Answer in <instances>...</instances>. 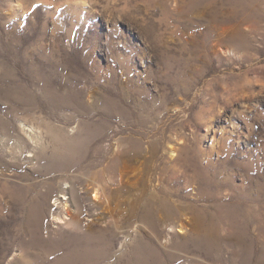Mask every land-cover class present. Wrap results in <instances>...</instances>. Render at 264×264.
I'll list each match as a JSON object with an SVG mask.
<instances>
[{
    "label": "rangeland",
    "instance_id": "obj_1",
    "mask_svg": "<svg viewBox=\"0 0 264 264\" xmlns=\"http://www.w3.org/2000/svg\"><path fill=\"white\" fill-rule=\"evenodd\" d=\"M21 122L41 130L32 162ZM0 138V264H150L143 242L169 264H264V0H0ZM116 192L120 215L90 221ZM165 203L203 225L168 241Z\"/></svg>",
    "mask_w": 264,
    "mask_h": 264
},
{
    "label": "bare ground",
    "instance_id": "obj_2",
    "mask_svg": "<svg viewBox=\"0 0 264 264\" xmlns=\"http://www.w3.org/2000/svg\"><path fill=\"white\" fill-rule=\"evenodd\" d=\"M234 19V17H233ZM226 22V17H224L222 19V21ZM242 20V19H241ZM244 22V21H243ZM227 23V22H226ZM237 51V50H236ZM203 67V66H202ZM204 70V69H203ZM202 68H201V71H203ZM202 74V73H201ZM206 85V84H205ZM40 89V88H39ZM43 89V88H42ZM49 89V88H48ZM57 89V88H56ZM20 90V89H19ZM41 90V89H40ZM34 91V90H33ZM37 91V90H36ZM53 91V90H52ZM22 93V92H20ZM25 93V92H24ZM60 93V92H59ZM45 94V93H44ZM47 94V93H46ZM47 96V95H46ZM91 100V98H89V101ZM51 101V100H50ZM55 101V100H54ZM92 101V100H91ZM52 103V102H51ZM91 105V104H90ZM28 123V122H27ZM20 127V134L17 135L16 137V142L17 143H22L23 141L27 140L29 141V144H30V147H28V153L29 155H27L28 158H30V162L34 161L36 159V153L38 152V148L40 146V141H38V137L37 135L39 136L40 134H38V132L34 129H31L29 126H27L24 122H21V124L18 125ZM39 127V126H38ZM37 127V128H38ZM53 127H55L53 125ZM51 128V127H50ZM54 129V128H52ZM59 130V129H57ZM56 130V131H57ZM64 130V128L62 129ZM63 132V131H62ZM65 132V131H64ZM43 134V133H42ZM54 134H55V130H54ZM58 135V133H57ZM69 135V134H68ZM71 135V134H70ZM64 136V135H63ZM26 137V138H25ZM43 137V136H42ZM61 137V136H60ZM5 138L1 139L0 138V145L3 144ZM116 140V139H115ZM43 142V141H42ZM21 149H22V146H20ZM5 150V149H4ZM10 151V150H9ZM12 154V153H10ZM39 156V155H38ZM37 160V159H36ZM41 161V160H40ZM150 161L151 160H147V164H150ZM137 170L132 168V166L130 165L129 162L125 161L121 168H120V175H122L123 173L125 172H131V173H134L136 172ZM195 172H197V170L195 169ZM249 175V174H248ZM195 178L196 176L195 175H191L188 179V181L190 182H194L195 181ZM249 178V177H248ZM125 183L126 184H129V183H134V182H131L128 178H123ZM145 180V179H144ZM202 182H203V179H202ZM201 182V184H202ZM248 183V182H247ZM145 184V183H144ZM144 184H142L141 188L144 187ZM69 187V186H67ZM250 187V185H249ZM201 188V193H206V189L204 188V184L200 187ZM250 191L249 193L247 194V198H240V199H237L239 200L238 202H236L234 204V210L232 211V215H235V213L237 212H240V213H244V214H248L250 212L253 211L252 208L250 207H247L244 202L242 200H256L255 197H253L252 195V192H253V189H252V186L251 188H249ZM90 190H94V200L95 202L98 201L99 202V199L101 197V194L104 193V192H107L106 189L103 187V185L99 184L96 188H89L87 190V194L90 196ZM15 191V190H14ZM61 191V197L57 198V200L54 202V206L57 204V206L59 208H61V211L64 213V215L66 216L65 219L66 220H71L72 222H75L77 225L76 227H80V221L78 219V216H72L71 214V209H72V206H74V208L79 207L78 210H80V206L74 201L72 200V197L70 198L71 201H68L69 200V197H67V191L65 189L62 188ZM20 191L18 189H16V191L14 192L15 194H20L19 193ZM92 192V193H93ZM73 193H75V191H73ZM91 193V195H92ZM21 195V194H20ZM22 200L23 199V196H18V195H14ZM123 197H125L126 199L128 200H131V193L130 192H125L123 193ZM46 198V197H45ZM61 198V199H60ZM122 194L120 192H116L115 193V201L113 202V204L111 205V202L109 201L110 199L105 197L103 199V203H102V212L100 213H97V214H94V218H91L90 221H94L98 224H110L111 223V218L112 217H118L120 215V210L122 209ZM76 200V199H75ZM1 201V200H0ZM129 203V202H127ZM76 206V207H75ZM1 207V205H0ZM81 209H82V206H81ZM135 208L133 207L132 210L133 212L135 211L134 210ZM235 221V220H234ZM161 222L162 225H163V230L164 231H167V238H168V241H170L169 239V235L171 233H175L176 231H178L179 233H184V232H187V229H188V225H191L192 228L194 229H198L200 228L202 225H203V221L201 218H191L190 216H188V212L186 211H183L181 209H178L176 206L174 205H170L169 203H165V208H164V212L162 214H160L158 217H157V223ZM67 222L65 221L64 224H66ZM232 223V222H231ZM238 224V222H235ZM234 223V224H235ZM89 224V223H88ZM214 226H216V224H212ZM231 225V224H230ZM232 226V225H231ZM108 227V226H107ZM180 228V229H178ZM90 229V230H89ZM87 231V233H85L87 236H86V242L87 243H90L92 241H96L97 242V245L101 248V253L102 254H107L111 248V240H109L106 232L104 231H101V233H96L94 231H91L92 229L89 228ZM199 230V229H198ZM142 243V242H140ZM143 248L144 250H146L145 252H140L139 250ZM159 249V248H158ZM156 248V246L151 243V242H143L140 246L137 247L136 251H135V254L136 256L141 259V260H144L146 263L147 262H150V264H169V259H167V257L164 255V253L162 252V250ZM77 256L79 257H82L83 254L81 253H77L76 254ZM99 257H97L98 259ZM10 264V263H9ZM129 264H136L135 260H134V257L131 259V261L129 262Z\"/></svg>",
    "mask_w": 264,
    "mask_h": 264
}]
</instances>
